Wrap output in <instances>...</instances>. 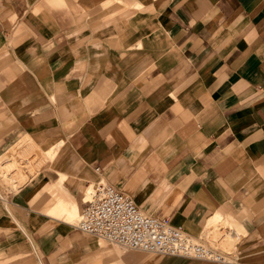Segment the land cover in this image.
I'll return each mask as SVG.
<instances>
[{
  "label": "crops",
  "instance_id": "obj_1",
  "mask_svg": "<svg viewBox=\"0 0 264 264\" xmlns=\"http://www.w3.org/2000/svg\"><path fill=\"white\" fill-rule=\"evenodd\" d=\"M26 137L63 142L0 179V264H213L82 231L100 179L264 264V0H0L1 166Z\"/></svg>",
  "mask_w": 264,
  "mask_h": 264
},
{
  "label": "built area",
  "instance_id": "obj_2",
  "mask_svg": "<svg viewBox=\"0 0 264 264\" xmlns=\"http://www.w3.org/2000/svg\"><path fill=\"white\" fill-rule=\"evenodd\" d=\"M0 199H4L1 193ZM77 226L91 236L129 249L188 256L213 264H231L237 259L232 250L190 234L168 217L144 211L130 194L105 179L94 184Z\"/></svg>",
  "mask_w": 264,
  "mask_h": 264
},
{
  "label": "rangeland",
  "instance_id": "obj_3",
  "mask_svg": "<svg viewBox=\"0 0 264 264\" xmlns=\"http://www.w3.org/2000/svg\"><path fill=\"white\" fill-rule=\"evenodd\" d=\"M28 141L35 142L31 138L26 137L18 148L12 150L4 158V159L11 158L12 160L6 165L3 166L0 165V179H2L3 182L9 184L12 189H15L16 186L15 181L18 180L20 181L23 179L27 181L32 175L36 174L37 171L43 165V163H45L46 160L51 159L54 156V153L58 151L59 146L57 145L60 142H63L61 140L56 144H51L48 147H42L38 144H37L38 146L35 144H31ZM26 171L29 172V174L31 175H26ZM88 191L89 193H91L92 187H90ZM78 217H79V213L77 214L76 219L73 220L75 223H77L79 219ZM113 244L116 245L115 243ZM116 246L122 248L120 245H116Z\"/></svg>",
  "mask_w": 264,
  "mask_h": 264
},
{
  "label": "bare ground",
  "instance_id": "obj_4",
  "mask_svg": "<svg viewBox=\"0 0 264 264\" xmlns=\"http://www.w3.org/2000/svg\"><path fill=\"white\" fill-rule=\"evenodd\" d=\"M94 191V186H92V192ZM92 192L91 193H89V197L91 196V194H92ZM88 197V198H89ZM80 215H81V213H80ZM80 215H79V219H80ZM79 219H78V221H77V223H76V226H77V224H78V222H79ZM78 227V226H77ZM101 241H107V240H105V239H102V238H99ZM107 242H109V241H107ZM116 245H120V244H117V243H115ZM121 246V245H120ZM123 247V246H122ZM126 248V247H125ZM129 249V248H128ZM140 250V249H139ZM151 252V251H150ZM159 254V253H158Z\"/></svg>",
  "mask_w": 264,
  "mask_h": 264
}]
</instances>
